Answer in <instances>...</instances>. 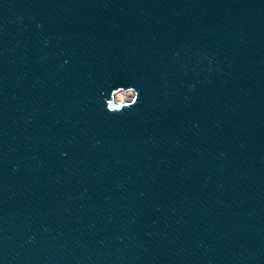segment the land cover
Here are the masks:
<instances>
[{
	"label": "water",
	"instance_id": "1",
	"mask_svg": "<svg viewBox=\"0 0 264 264\" xmlns=\"http://www.w3.org/2000/svg\"><path fill=\"white\" fill-rule=\"evenodd\" d=\"M0 264H264V0H0Z\"/></svg>",
	"mask_w": 264,
	"mask_h": 264
},
{
	"label": "clouds",
	"instance_id": "2",
	"mask_svg": "<svg viewBox=\"0 0 264 264\" xmlns=\"http://www.w3.org/2000/svg\"><path fill=\"white\" fill-rule=\"evenodd\" d=\"M125 90H134L136 100L133 102L132 105H125V106L114 109L110 103L111 99L113 97H123L124 95H126ZM104 99L106 102V110L112 113H118L126 108H130L139 103V90L134 85H128V86L118 85L111 89L110 98L106 95Z\"/></svg>",
	"mask_w": 264,
	"mask_h": 264
},
{
	"label": "bare ground",
	"instance_id": "3",
	"mask_svg": "<svg viewBox=\"0 0 264 264\" xmlns=\"http://www.w3.org/2000/svg\"><path fill=\"white\" fill-rule=\"evenodd\" d=\"M125 93H126V91H125ZM131 95H132V92L126 93V95H124L123 97H116V98H117V101L122 102V101L129 99L131 97Z\"/></svg>",
	"mask_w": 264,
	"mask_h": 264
},
{
	"label": "rangeland",
	"instance_id": "4",
	"mask_svg": "<svg viewBox=\"0 0 264 264\" xmlns=\"http://www.w3.org/2000/svg\"><path fill=\"white\" fill-rule=\"evenodd\" d=\"M129 90H126V93H131V92H128ZM131 98V97H130ZM115 99L117 100V98L115 97Z\"/></svg>",
	"mask_w": 264,
	"mask_h": 264
}]
</instances>
